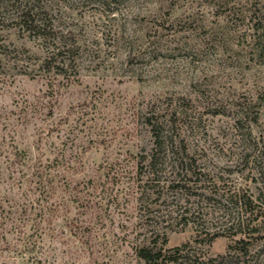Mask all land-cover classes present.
<instances>
[{
    "label": "rangeland",
    "instance_id": "obj_1",
    "mask_svg": "<svg viewBox=\"0 0 264 264\" xmlns=\"http://www.w3.org/2000/svg\"><path fill=\"white\" fill-rule=\"evenodd\" d=\"M35 1L79 49L75 69L47 71L0 13V264H145L158 235L179 264H264V218L212 240L164 222L177 193L142 161L148 117L176 111L226 218L243 215L237 194L264 203V0Z\"/></svg>",
    "mask_w": 264,
    "mask_h": 264
},
{
    "label": "trees",
    "instance_id": "obj_2",
    "mask_svg": "<svg viewBox=\"0 0 264 264\" xmlns=\"http://www.w3.org/2000/svg\"><path fill=\"white\" fill-rule=\"evenodd\" d=\"M1 12L9 14L13 12L20 29L41 43L47 53L45 59L47 71L56 68L58 73H67L70 69H75L74 55L79 46L76 42L72 43L75 39L57 35L52 16L44 6L35 0L25 2L0 0ZM171 115L169 119L155 117V114L148 117L147 123L153 138V148L151 154L142 156V161H146L150 168V181L154 182L155 186L159 184L160 187V180L164 178L161 190L158 189L159 195L168 191L177 193L169 203L164 202L166 208L161 215L163 221L183 227L192 225L196 228L199 236H205L209 240L225 236L227 227L229 230L238 227L241 233H243L242 229L246 228L247 231L251 227L253 228L250 231L253 233L258 231L257 224L252 225L255 222L258 223L260 218H264V208H262L264 203L252 207L253 202L250 199L246 200L245 195L237 194L235 202L241 203L243 215L238 218L229 215L226 218V203L219 206L222 204V200L221 202L217 201V191L212 195L206 194L209 187L207 180L204 179L203 169L198 166L195 158L189 156L184 139L180 138L181 128L177 123V112L175 111ZM158 166L165 170L163 168L153 170ZM178 193L185 196L182 197L185 200L183 203L176 197ZM260 225L262 226L259 228L264 227V220L260 222ZM157 237L151 246L139 249V257L145 264H179L182 250L178 248L169 253L165 248H159ZM237 243L247 244L245 239H241ZM194 263L205 264L198 259Z\"/></svg>",
    "mask_w": 264,
    "mask_h": 264
}]
</instances>
